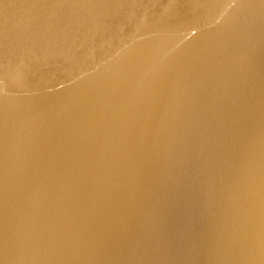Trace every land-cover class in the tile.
Wrapping results in <instances>:
<instances>
[{
    "label": "water",
    "instance_id": "obj_1",
    "mask_svg": "<svg viewBox=\"0 0 264 264\" xmlns=\"http://www.w3.org/2000/svg\"><path fill=\"white\" fill-rule=\"evenodd\" d=\"M191 2L0 0V264H264V12Z\"/></svg>",
    "mask_w": 264,
    "mask_h": 264
},
{
    "label": "bare ground",
    "instance_id": "obj_2",
    "mask_svg": "<svg viewBox=\"0 0 264 264\" xmlns=\"http://www.w3.org/2000/svg\"><path fill=\"white\" fill-rule=\"evenodd\" d=\"M45 1L46 0H42V3L44 4ZM119 1H120V11H125L126 7L130 6V2H134V1L137 2V0H119ZM138 3H140V2H138ZM191 3H195V0H192ZM216 4H219V3L216 2ZM171 6H172V4H171ZM127 8H129V7H127ZM69 9L70 8L67 7V10H69ZM167 9H168V7H167ZM56 10H58V9H56ZM61 10H64L63 6L58 11H61ZM152 11L154 13H157L160 11L159 8L157 7L156 3H154V2H152ZM235 11L236 12H245V13L255 14L254 16H256V13H258V12L263 13L264 12V0H250V2H248L247 4H245L242 7L238 8ZM251 22H255V21H251Z\"/></svg>",
    "mask_w": 264,
    "mask_h": 264
}]
</instances>
